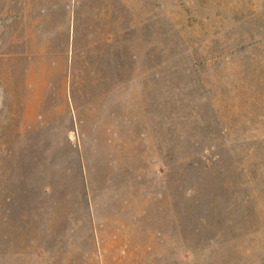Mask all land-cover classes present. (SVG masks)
Wrapping results in <instances>:
<instances>
[{"label": "rangeland", "instance_id": "obj_1", "mask_svg": "<svg viewBox=\"0 0 264 264\" xmlns=\"http://www.w3.org/2000/svg\"><path fill=\"white\" fill-rule=\"evenodd\" d=\"M0 264H264V0H0Z\"/></svg>", "mask_w": 264, "mask_h": 264}]
</instances>
